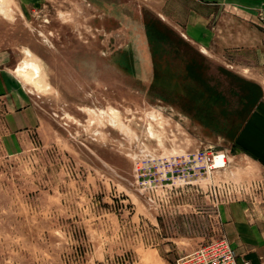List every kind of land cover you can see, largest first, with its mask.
<instances>
[{
    "label": "rangeland",
    "instance_id": "374dc122",
    "mask_svg": "<svg viewBox=\"0 0 264 264\" xmlns=\"http://www.w3.org/2000/svg\"><path fill=\"white\" fill-rule=\"evenodd\" d=\"M263 32L261 7L0 0V264H205L223 236L253 264L230 222L264 220Z\"/></svg>",
    "mask_w": 264,
    "mask_h": 264
},
{
    "label": "crops",
    "instance_id": "0c3cea01",
    "mask_svg": "<svg viewBox=\"0 0 264 264\" xmlns=\"http://www.w3.org/2000/svg\"><path fill=\"white\" fill-rule=\"evenodd\" d=\"M205 5L224 6L238 8L243 6L254 9L261 7L264 10V0H199ZM262 41V50L264 51V32L260 35ZM254 120L259 121L258 128L252 124L247 128V147L259 160L264 162V105L255 112ZM237 213H233L236 217L230 222L232 228L236 232V237L231 235L233 241L243 251L247 258H250L253 264H264V220H251L250 215L246 212V208L236 204Z\"/></svg>",
    "mask_w": 264,
    "mask_h": 264
},
{
    "label": "built area",
    "instance_id": "2783aa9c",
    "mask_svg": "<svg viewBox=\"0 0 264 264\" xmlns=\"http://www.w3.org/2000/svg\"><path fill=\"white\" fill-rule=\"evenodd\" d=\"M205 264H251L240 260L232 242L225 236L209 242L199 249Z\"/></svg>",
    "mask_w": 264,
    "mask_h": 264
},
{
    "label": "bare ground",
    "instance_id": "6f19581e",
    "mask_svg": "<svg viewBox=\"0 0 264 264\" xmlns=\"http://www.w3.org/2000/svg\"><path fill=\"white\" fill-rule=\"evenodd\" d=\"M23 66V65H22ZM25 67V66H24ZM36 70V69H35ZM37 71V70H36ZM215 162H216V165L217 166H221V165H224L226 163V159H225V156L220 153L219 155L216 156L215 158Z\"/></svg>",
    "mask_w": 264,
    "mask_h": 264
}]
</instances>
